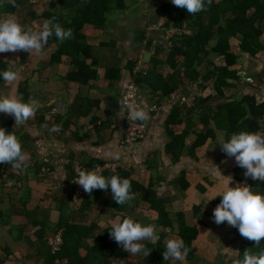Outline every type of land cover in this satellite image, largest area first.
Wrapping results in <instances>:
<instances>
[{
	"label": "crops",
	"instance_id": "0c3cea01",
	"mask_svg": "<svg viewBox=\"0 0 264 264\" xmlns=\"http://www.w3.org/2000/svg\"><path fill=\"white\" fill-rule=\"evenodd\" d=\"M167 1L171 3V0H126V9L111 12L103 29L87 24L82 29L84 44L93 47V54L90 55L91 49L85 46V51L79 54V61L68 52L61 61L55 60L61 47L67 46L70 41L74 45L77 38L74 30L73 38L62 43L50 37L41 55H29L22 51L0 53V60L6 62L7 66L11 64L21 69V78L13 84L0 82V93L20 96L19 88L22 85L30 93L29 100L33 97L40 102L35 116L24 126L14 128L15 121H11V116L0 113V127L14 131L23 144L22 150L30 156L29 166L24 171L0 164V264H48L51 256L49 240L58 229L65 230L59 226L69 218L83 224H97V236L103 230L110 229L113 222L130 215L144 224H155L158 237L164 235V247L168 239L178 238L175 228L162 231L154 213L135 200L131 202V207L125 205L121 211L109 201L110 192L103 197L92 198L91 205L83 204L81 200L73 203L71 162L75 169L77 162L83 167L85 163L98 162L123 164L132 170L136 181L147 184L153 179L159 194H168L170 212H185L187 221L196 224L200 231L194 243L199 250L196 259L192 262L187 258L183 262L168 261L169 264H235L238 260V248L243 237L237 228L226 222L217 225L212 215L215 209L213 201L229 186L236 184L234 171L238 165L234 157H227L217 143L226 140V132L217 130V138L197 150L196 157L185 150L180 160L174 162L166 153L171 140L167 117L175 103L188 108L179 103V97L191 93L196 81L181 76L182 82L178 88L170 97L162 99H157L158 96L154 97L140 87V100L143 99L149 107L156 103L157 108L150 112L146 135L135 155L123 141L125 117H116L121 113L124 86L133 72L129 64L131 61L136 64L143 46L144 40L139 43L138 37L144 35L149 42L152 38L160 43L165 41L160 31L151 30L150 27L166 25L170 14L163 4ZM16 3L18 8L5 2L0 7V14L14 13L23 24L39 30L45 18H36L32 12L43 15L51 8V1L37 5L30 3V0L28 5H22L17 0ZM56 16L61 26L66 28L69 22L62 20L63 13L59 11ZM71 44L68 46L71 47ZM232 44L237 53L242 52L238 38H232ZM149 45H145L143 59L149 63L150 69L153 67L152 58H157L161 60L159 70L164 74L170 71L167 60L171 50L167 52L163 46H158L156 54H151L147 51ZM242 56L244 59L242 57L235 66L242 75L241 79L235 87L227 90L228 96L233 94L238 99L248 89V76L257 75L258 72L264 74V51L260 58L250 57L244 52ZM79 62L90 64L99 75L85 83L70 79L71 71L78 69ZM245 71L248 76L244 75ZM117 73L118 77L115 78ZM260 97L264 98V89ZM221 100L215 99L212 103L217 105ZM192 109L198 111V106ZM199 120L197 115L193 117L192 129H204ZM54 125L60 127L59 132L50 131ZM184 126L185 122L177 129L181 131ZM211 126L214 127L215 123ZM192 140L194 138L188 140V144ZM114 153L120 154L119 160L114 158ZM182 172L186 173L185 180L191 185L185 192H181L179 184H173ZM196 207H201L200 211L196 212ZM85 241L89 252L97 246L93 237ZM156 242L146 241L145 244L149 248ZM114 251L110 260L115 259L118 263H138L141 257V254L121 255L119 252H123V248L117 243ZM87 253L88 250H84L82 255L86 256Z\"/></svg>",
	"mask_w": 264,
	"mask_h": 264
},
{
	"label": "trees",
	"instance_id": "16d2710c",
	"mask_svg": "<svg viewBox=\"0 0 264 264\" xmlns=\"http://www.w3.org/2000/svg\"><path fill=\"white\" fill-rule=\"evenodd\" d=\"M17 1L22 5L29 3V0ZM163 5L170 14L166 26L182 27L186 24L191 33L173 39V46L167 60L170 71L165 74L161 72L159 70L161 60L152 58V69L146 74H138L135 80L140 87L148 90L151 95L158 96L157 99L170 97L182 82L181 76L190 81L202 80L199 85L203 89V92L197 96L199 97L196 103L198 111L180 106L178 103H175L171 109L166 120L167 130L171 137L166 148L167 155L174 162L180 160L185 150L196 157L197 150L203 148L210 140L217 138V130L226 132V140L233 133L239 131L264 130V98L260 97L261 91L264 89L263 72L256 73L258 79L255 82L246 83L249 90L247 89L242 98L238 99L233 94L227 95V90L235 87L236 82L241 79L242 75L235 66L240 63V59L243 57L242 52L247 53L250 57L259 56L260 58L264 51V0H213L206 11L195 15H189L186 9L178 8L169 1ZM125 9L126 0H86V2L82 0H51L49 11L43 15H38L37 12L33 11L32 15L36 18H45V20L55 17V22H58L59 18L56 15L61 11L63 13L62 20L69 22L64 29L71 28L74 30L77 38L73 46L72 41H70L71 43H68L67 46L61 47L55 55V60L61 61L62 56L68 52L79 61L80 52L85 51L84 47L87 46L84 44L85 35L82 29L87 24L103 29L111 12ZM53 37L51 39H57L54 35ZM232 38H238L241 53H237L233 49ZM144 39L145 36L140 35L138 42L141 43ZM70 44L71 47L68 46ZM88 47L91 49L90 55H92L93 47L90 45ZM86 51L88 50L86 49ZM134 64L133 61L130 62L131 70H133ZM77 65L78 69H73L70 73L72 80L85 83L90 78L99 75L97 69L92 68L86 62H79ZM182 67L184 68L183 71L181 70ZM7 68V63L0 60V71ZM118 73L114 76L115 78L118 77ZM1 81L3 80L0 79ZM19 90L23 101L29 102V91L22 85ZM219 98L223 99L222 102L213 105L212 101ZM195 115L205 126L200 131L192 129ZM11 121H15L12 116ZM184 122V128L179 131L177 127L179 128ZM212 123H215L214 127L211 126ZM191 138L194 140L188 144V140ZM100 163L103 162L85 163L84 169L91 170L94 165ZM69 166L74 180L76 170L72 162ZM244 171L245 169L239 166L235 168L236 184L243 183ZM114 174L131 180L132 192L136 197L135 202L145 205L154 213L157 225L162 228V231L168 228L174 230L175 228L178 238L182 239L190 249L186 257L187 260L189 262L195 260L199 250L194 243L199 238L200 231L196 224H190L187 221L186 213L173 214L170 212L167 205L168 194L165 196L159 194L158 186L153 179H150L147 184L138 182L133 178L132 170L128 167H119L115 172L105 170L102 175L110 177ZM185 175L186 173L182 172L180 177L173 182V184L180 185L181 192L187 191L191 186L185 180ZM254 185V191L264 193V181L257 186ZM106 192H110L109 201L115 209L119 211L124 209L125 205L119 206L113 201L110 189L108 191L94 190L81 201L83 204L91 205L93 204L92 198L103 197ZM221 199L222 197L219 196L213 201V206L216 207ZM200 209L201 207L195 208L196 212ZM61 227H64L65 230ZM59 228L64 231V245L59 256L69 259L70 264H131L128 262L118 263L115 259L110 260V257L115 253L116 246V242L110 237V229L103 230L102 234L95 236L97 224H83L71 218ZM91 237L95 238L97 246L89 252L85 239L88 240ZM163 240L164 235L161 234L156 244L149 246L148 249L152 250L150 255L141 254L139 262L133 264H169L163 259V252L165 251ZM246 249L252 253H258L264 250V240L259 246H256L255 242L242 238L238 248V260L243 259V253ZM84 250H88L86 256L82 255ZM119 253L129 256L125 251ZM56 257L51 255L48 264H55Z\"/></svg>",
	"mask_w": 264,
	"mask_h": 264
},
{
	"label": "clouds",
	"instance_id": "9594fccd",
	"mask_svg": "<svg viewBox=\"0 0 264 264\" xmlns=\"http://www.w3.org/2000/svg\"><path fill=\"white\" fill-rule=\"evenodd\" d=\"M5 2L13 8L19 7L16 0H0V7H3ZM212 2L213 0H171L174 6L186 9L189 15L206 11ZM53 35L62 43L73 38V30L64 29L60 23L55 22V17L45 20L39 30H34L23 24L14 13L0 14V53L22 51L29 55H41ZM20 73V68L10 64L6 70L0 71V79L5 84H13L21 78ZM246 73L247 71L244 75L248 76ZM39 106L40 102L33 97L29 102H24L20 96L0 93V113L14 118V128L26 125L35 116ZM125 108L127 109L126 118L131 124L136 121L147 124L151 120V108L143 99L135 105L122 101L121 113L116 117L124 118ZM50 131L59 132L60 127L54 125ZM217 143L227 157H234L236 164L245 169L246 179L258 180L255 183L256 186L264 181V130L239 131L233 133L229 139H222ZM113 156L117 160L120 159L119 153H114ZM29 163L30 156L22 150V143L17 134L0 127V164L24 171ZM73 182L89 194L94 190L108 191L110 189L113 201L119 206L131 207V202L136 198L132 192L130 179L121 178L118 174L106 177L101 174L99 168L79 170ZM220 196L222 199L212 214L214 222L217 225L226 222L229 226L237 228L243 238L259 246L264 240V193L254 191L247 183H237L235 186H229ZM109 234L118 245L122 246L123 251L132 256L139 254L149 256L152 250L146 247L145 242L154 243L159 239L155 224H144L130 215L113 222ZM189 251V247L182 239H168L163 259L183 262ZM235 264H264V250L252 253L246 249L243 259L235 261Z\"/></svg>",
	"mask_w": 264,
	"mask_h": 264
},
{
	"label": "built area",
	"instance_id": "2783aa9c",
	"mask_svg": "<svg viewBox=\"0 0 264 264\" xmlns=\"http://www.w3.org/2000/svg\"><path fill=\"white\" fill-rule=\"evenodd\" d=\"M51 0H30V3L37 5L40 3H50ZM151 30L154 31H160L165 41L163 43H160L156 38H152L151 42H149L146 38L144 39L143 46L141 47V51L138 53V58L136 59V64L134 66L133 72L131 77L128 79L124 86V91L122 94V101H126L128 104L135 105L140 101V86L137 84L135 80V76L137 74H146L148 70L150 69L149 63L145 62L143 59V51L145 50V45L149 43V49L147 50L151 54H156V51L158 49V46H163L167 52H169L172 49L173 46V39L180 35H189L191 33L190 29L187 27L186 24H184L182 27H172V26H165V25H153L150 27ZM183 67L181 70L183 71ZM253 76H248V81L253 82ZM199 82H202V80H199L196 82L194 89L191 93L181 95L179 97L180 104L186 105L188 108H192L196 106V100L197 96L201 93V85H199ZM151 111L157 108L156 103H153L151 106ZM125 133H124V144L129 149L133 155L136 154L138 150V145L140 141L145 137L147 126L146 124L136 121L135 123L131 124L128 119L126 118L127 115V109L125 108ZM123 168V164L118 163H107L103 162L102 164H96L92 167V169L99 168L101 171V174L103 172L109 171V172H115L117 168ZM84 169L83 165L80 162L76 163V177L78 176V171ZM91 169V170H92ZM74 179V180H75ZM258 180H252L251 178H245L244 183H247L252 188L255 187V183ZM73 194H72V201L73 203H76L80 200H82L85 196H87L88 193H86L81 186H79L77 183L73 182ZM254 190V189H253ZM49 245L51 249V253L54 256H57L55 259V264H70L69 259L60 257L59 253L63 249L64 245V231L59 230L56 234H54L50 240Z\"/></svg>",
	"mask_w": 264,
	"mask_h": 264
},
{
	"label": "rangeland",
	"instance_id": "374dc122",
	"mask_svg": "<svg viewBox=\"0 0 264 264\" xmlns=\"http://www.w3.org/2000/svg\"><path fill=\"white\" fill-rule=\"evenodd\" d=\"M243 59H244V57H243ZM243 59H242V60H243ZM253 79H254L253 81L257 80V75H254V74H253Z\"/></svg>",
	"mask_w": 264,
	"mask_h": 264
}]
</instances>
